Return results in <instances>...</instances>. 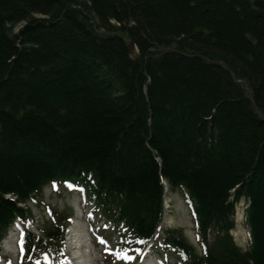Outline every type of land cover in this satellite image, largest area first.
<instances>
[{
    "label": "trees",
    "instance_id": "16d2710c",
    "mask_svg": "<svg viewBox=\"0 0 264 264\" xmlns=\"http://www.w3.org/2000/svg\"><path fill=\"white\" fill-rule=\"evenodd\" d=\"M64 181L143 243L166 181L203 247L168 231L178 264H264V0H0V241ZM242 199L247 251L231 235ZM56 218L27 257L60 252Z\"/></svg>",
    "mask_w": 264,
    "mask_h": 264
},
{
    "label": "rangeland",
    "instance_id": "374dc122",
    "mask_svg": "<svg viewBox=\"0 0 264 264\" xmlns=\"http://www.w3.org/2000/svg\"><path fill=\"white\" fill-rule=\"evenodd\" d=\"M20 25L16 26L13 33H17ZM81 191H71L67 187H59L58 191H55L52 186H48L44 189V194L39 204L30 203L28 207L31 209L34 222L31 226L28 225L30 231L40 234V228H45L50 221V217L46 211V206L51 207L58 214H71L73 221L70 225V231L67 236H70L69 240H73L75 249L73 250L74 259L76 264H118L111 257L104 256L102 248L106 245L98 247L97 242L93 238V233H101L102 239L108 244L113 246V242L117 241V236L110 233V229L107 232L99 228L102 225V220L95 214H91V210L83 201ZM243 204L237 205V225L233 231L236 243L243 249L247 250L249 247V234L245 224H243ZM95 218V219H94ZM93 227L91 228V226ZM183 230L185 236L195 246L197 251L201 253L199 246V239L197 237V230L195 226V220L191 214V209L186 202V197L182 191L171 192L167 189L166 195V211L165 220L162 224V230ZM161 230V232H162ZM9 238H6L1 245L0 255L4 260L9 259L18 264L17 249L15 248V230L11 228L8 234ZM112 236V239L110 238ZM67 240V239H66ZM68 253L71 249L66 247ZM151 258H148V257ZM157 258L148 254L146 260L141 261L139 264L146 262L155 264ZM172 264H176L177 257L170 256ZM0 264H3L0 262Z\"/></svg>",
    "mask_w": 264,
    "mask_h": 264
}]
</instances>
